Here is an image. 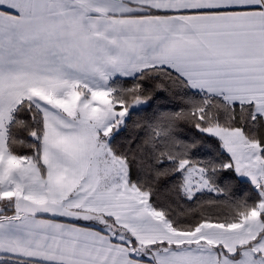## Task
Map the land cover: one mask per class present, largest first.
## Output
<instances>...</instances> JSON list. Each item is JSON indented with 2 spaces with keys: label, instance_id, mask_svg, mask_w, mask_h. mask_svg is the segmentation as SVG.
I'll return each mask as SVG.
<instances>
[{
  "label": "snow or ice",
  "instance_id": "obj_1",
  "mask_svg": "<svg viewBox=\"0 0 264 264\" xmlns=\"http://www.w3.org/2000/svg\"><path fill=\"white\" fill-rule=\"evenodd\" d=\"M0 264H264V0H0Z\"/></svg>",
  "mask_w": 264,
  "mask_h": 264
}]
</instances>
